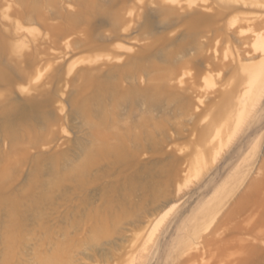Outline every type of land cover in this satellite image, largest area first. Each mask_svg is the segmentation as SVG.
Masks as SVG:
<instances>
[{"label": "rangeland", "instance_id": "rangeland-1", "mask_svg": "<svg viewBox=\"0 0 264 264\" xmlns=\"http://www.w3.org/2000/svg\"><path fill=\"white\" fill-rule=\"evenodd\" d=\"M0 264H264V0H0Z\"/></svg>", "mask_w": 264, "mask_h": 264}, {"label": "bare ground", "instance_id": "bare-ground-1", "mask_svg": "<svg viewBox=\"0 0 264 264\" xmlns=\"http://www.w3.org/2000/svg\"><path fill=\"white\" fill-rule=\"evenodd\" d=\"M249 75H252L251 73Z\"/></svg>", "mask_w": 264, "mask_h": 264}]
</instances>
